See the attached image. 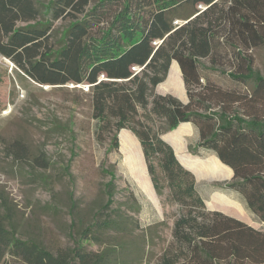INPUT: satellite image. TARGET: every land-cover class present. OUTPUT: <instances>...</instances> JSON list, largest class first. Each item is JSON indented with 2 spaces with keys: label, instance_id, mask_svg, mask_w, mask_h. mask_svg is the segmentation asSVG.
<instances>
[{
  "label": "trees",
  "instance_id": "trees-1",
  "mask_svg": "<svg viewBox=\"0 0 264 264\" xmlns=\"http://www.w3.org/2000/svg\"><path fill=\"white\" fill-rule=\"evenodd\" d=\"M43 7L55 19L71 9L61 43L49 45L52 21L37 19L35 0H0V54L40 84H89L98 136L115 123L112 147L119 146L118 131L124 127L138 136L156 190L162 191V178L170 199L180 205L173 244L156 264H264V231L207 210L196 176L174 147L137 119L142 108L151 121L152 115L164 118L168 130L195 125L196 147L213 150L233 171L226 188L264 222V75L252 55L264 46V0H49ZM174 60L187 87L186 104L153 93ZM13 146L14 158L30 157L20 140ZM34 160L49 167L43 153ZM105 171L111 176L108 199L72 247L53 251L20 237L6 203L0 211V264H147L146 247L136 240L88 247L104 244L100 236L107 229L123 230L118 220L101 215L112 210L115 193V174Z\"/></svg>",
  "mask_w": 264,
  "mask_h": 264
},
{
  "label": "rangeland",
  "instance_id": "rangeland-1",
  "mask_svg": "<svg viewBox=\"0 0 264 264\" xmlns=\"http://www.w3.org/2000/svg\"><path fill=\"white\" fill-rule=\"evenodd\" d=\"M48 1L35 0L39 8L37 19L52 21L49 45L57 47L64 28L71 22V9L55 19L43 7ZM197 7L204 9L205 5ZM23 23L18 21L17 25ZM252 55L255 69L264 75V46L254 48ZM4 57L0 54V211L3 212L6 203L11 205L12 221L20 237L36 239L53 251L72 247L81 230L92 225L97 211L106 203V183L111 176L105 169L112 170L114 203L111 211L101 215L118 220L123 230L107 229L100 236L104 244L92 243L88 247L121 245L122 239L128 243L136 240L146 247L147 264H156L173 244L180 205L170 199V190L162 178V191L156 190L138 136L124 127L118 131L119 146L112 147L115 123L112 121L98 136L99 122L94 116L89 84H40ZM177 64L175 60L172 62L167 77L153 93L172 96L186 104L187 87ZM101 79L105 78L100 75ZM253 86L251 80L247 91ZM214 110L220 109L214 106ZM152 118L151 121L142 108L138 109L137 119L159 132L175 147L181 163L193 170L197 186L206 198V209L252 221L239 194L226 188L233 177L230 169L213 150L196 147L200 140L198 128L186 123L168 130L164 118L156 115ZM17 140L27 146L30 156L27 160L10 154ZM42 153L49 159L46 169L34 160ZM157 170L160 172L159 167ZM255 226L264 229L263 223L255 222Z\"/></svg>",
  "mask_w": 264,
  "mask_h": 264
},
{
  "label": "crops",
  "instance_id": "crops-1",
  "mask_svg": "<svg viewBox=\"0 0 264 264\" xmlns=\"http://www.w3.org/2000/svg\"><path fill=\"white\" fill-rule=\"evenodd\" d=\"M231 171V170H230ZM232 172V171H231ZM197 181H198V179H197ZM221 212H223V211H221ZM223 213H225V214H227V215H229V216H233L234 217V215H232V214H230V213H227V212H223ZM250 214L252 215V217L251 218H253L252 219V221L250 220V221H246V220H243V221H245L246 223H248L249 225H251V226H253L254 228H256V229H259V228H257L256 226H255V222H260L259 220H257L256 218H255V216L250 212ZM242 220V219H241ZM260 223H263L264 224V222H260ZM259 230H262V231H264V229H259Z\"/></svg>",
  "mask_w": 264,
  "mask_h": 264
},
{
  "label": "water",
  "instance_id": "water-1",
  "mask_svg": "<svg viewBox=\"0 0 264 264\" xmlns=\"http://www.w3.org/2000/svg\"><path fill=\"white\" fill-rule=\"evenodd\" d=\"M174 149H175V147H174ZM175 152H176V149H175ZM177 154V153H176ZM177 157H178V155H177ZM178 159H179V157H178ZM180 160V159H179ZM187 168V167H186ZM187 169H189V170H191L192 172H193V170L192 169H190V168H187ZM193 174L195 175V173L193 172ZM232 174H233V171H232ZM196 176V175H195ZM196 180H197V177H196Z\"/></svg>",
  "mask_w": 264,
  "mask_h": 264
},
{
  "label": "built area",
  "instance_id": "built-area-1",
  "mask_svg": "<svg viewBox=\"0 0 264 264\" xmlns=\"http://www.w3.org/2000/svg\"><path fill=\"white\" fill-rule=\"evenodd\" d=\"M176 22H178V21H176ZM156 43V42H155ZM4 59H6V57H4ZM88 88H89V86H87Z\"/></svg>",
  "mask_w": 264,
  "mask_h": 264
}]
</instances>
